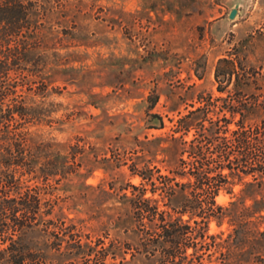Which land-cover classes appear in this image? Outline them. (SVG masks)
I'll return each mask as SVG.
<instances>
[{"label": "rangeland", "instance_id": "1", "mask_svg": "<svg viewBox=\"0 0 264 264\" xmlns=\"http://www.w3.org/2000/svg\"><path fill=\"white\" fill-rule=\"evenodd\" d=\"M51 2L63 5V16L54 18L51 28L46 29L51 39L46 75L51 82L44 96L28 91L36 103L43 102L48 115L27 130L36 139L65 145L59 151L61 157L71 159L75 149L68 145L78 143L83 149L76 152L81 164L77 172L48 188L50 193L42 195L40 211L52 204V212L43 214V219H52L55 224L64 219L65 226L74 225L71 231L79 232L83 241L104 250L89 259H71L67 254L68 233L63 235L52 224L51 233L41 231L43 225L39 224L27 237L47 251L46 264H101L102 254L104 264H172L163 260L160 250L156 256L142 250V227L129 201L131 188L126 186L142 180L130 169L133 164L138 169L149 166L159 170L155 176L171 175L168 169L176 168L186 153L163 149H176L170 147V135L177 119L198 106L199 97L213 101L219 117L231 119L230 129L240 118L244 125L253 126L264 120V0ZM232 8L237 14L230 19ZM62 28L67 32L62 33ZM235 54L243 65L256 71L255 78L250 85L239 84L238 88L233 78L225 91L219 92L214 77L216 64L220 58ZM154 95L158 100L150 108L148 97ZM237 103L255 108L243 112L242 117L238 112L232 116L226 109H233ZM220 107L224 111L219 112ZM152 114L162 117V127ZM193 133L192 128L183 138L188 141ZM250 179L247 176L243 181ZM243 181L235 179L229 189H220L215 202L227 206L243 198ZM255 190L250 188L247 193ZM145 196L157 198L160 208L164 207L166 199L159 192L152 195L147 191ZM180 199L177 193L171 205L178 206ZM245 203L252 200L246 197ZM258 219L253 217L248 227L254 228ZM233 227L227 218L220 223L215 219L208 222L207 234L215 236L223 247L219 251L202 250L200 264H222L220 252L228 256L227 247L236 241L229 237ZM242 231L240 228L238 237ZM57 235L63 239L59 249ZM192 251L189 247L186 254L191 257ZM233 257L234 264H254L243 262L248 254Z\"/></svg>", "mask_w": 264, "mask_h": 264}, {"label": "trees", "instance_id": "2", "mask_svg": "<svg viewBox=\"0 0 264 264\" xmlns=\"http://www.w3.org/2000/svg\"><path fill=\"white\" fill-rule=\"evenodd\" d=\"M62 7L61 3L54 5L51 0H0V264H46L47 251L27 237L37 231L39 224L43 225L40 230L46 233H51V224L63 235L68 233L71 241H67V254L71 259H89L104 250H96L90 241H83L79 232L71 231L74 225L65 226L64 219L59 218L57 224L52 219H43V214L52 212V204L40 211L42 195L50 193L48 188L77 172L81 164L76 160V152L83 149L78 143L68 145L75 149L71 159L61 157L59 151L65 145L36 139L27 130L29 125L41 122L48 115L43 102L36 103L28 91L44 96L51 82L46 75L51 40L47 34L50 30L46 29L51 28L54 18L63 16ZM66 30L62 28V33ZM255 74L252 67L241 63L237 54L222 57L214 72L217 90L225 91L233 78L236 88L239 84L250 85ZM236 88L234 91L241 93L242 90ZM148 100L152 108L157 95L149 96ZM198 101V106H192L177 119L170 135L173 143L170 147L176 149H163L186 153V158H180L176 168L168 169L171 175L155 176L159 170L149 166L138 169L133 164L130 169L142 180L138 185L126 184L131 188L129 201L142 227V250L153 256L160 250L163 260L172 264H200L204 250L219 251L223 247L215 236L207 234L208 222L215 219L220 223L227 218L234 226L229 237L236 241L232 247H227L228 256L220 252L221 263L234 264L232 256L248 254L243 262L264 264V120L253 126L244 125L240 118L234 121L235 128L230 129L231 119L224 115L219 117L213 101L203 97ZM254 106L237 103L233 109L227 107L226 110L232 116L238 112L242 117L243 112ZM222 111L220 107L219 112ZM211 113L216 114L215 118L209 116ZM151 116L163 126L160 115ZM192 128L193 137L187 141L183 135ZM177 132L181 133L175 136ZM224 168L229 171L224 173ZM247 176L251 179L243 181ZM183 178L185 180H181ZM235 179L243 181L244 197L230 201L227 206L217 204L215 195L222 188L229 189ZM250 188L256 192L247 193ZM147 191L152 195L159 192L161 198L166 199L164 207L160 208L157 198L145 196ZM177 193L181 199L175 207L170 202ZM124 196L128 195L124 193ZM246 197L252 200L251 204L245 203ZM184 214L188 215L187 219L182 218ZM253 217L260 219L251 229L248 225L254 222ZM240 228L243 231L238 237ZM56 237L59 249L63 239ZM189 247L193 248L191 257L186 254ZM104 255H100L101 264H104Z\"/></svg>", "mask_w": 264, "mask_h": 264}, {"label": "water", "instance_id": "3", "mask_svg": "<svg viewBox=\"0 0 264 264\" xmlns=\"http://www.w3.org/2000/svg\"><path fill=\"white\" fill-rule=\"evenodd\" d=\"M236 14H237V9H236V8H232V9L230 10L229 14H228V17H229L230 19H232V18L235 17Z\"/></svg>", "mask_w": 264, "mask_h": 264}]
</instances>
